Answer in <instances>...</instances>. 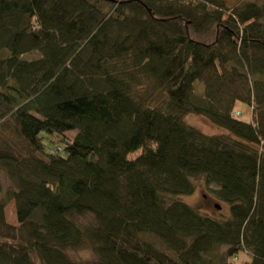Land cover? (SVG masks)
Instances as JSON below:
<instances>
[{
	"label": "trees",
	"instance_id": "trees-1",
	"mask_svg": "<svg viewBox=\"0 0 264 264\" xmlns=\"http://www.w3.org/2000/svg\"><path fill=\"white\" fill-rule=\"evenodd\" d=\"M0 171V264H264V0H0Z\"/></svg>",
	"mask_w": 264,
	"mask_h": 264
},
{
	"label": "rangeland",
	"instance_id": "rangeland-1",
	"mask_svg": "<svg viewBox=\"0 0 264 264\" xmlns=\"http://www.w3.org/2000/svg\"><path fill=\"white\" fill-rule=\"evenodd\" d=\"M246 1H252V0H218V2L222 3L226 7H233L235 5L243 4V2ZM254 1V0H253ZM33 57V54H26L24 56L25 59H31ZM35 57V56H34ZM196 86V94H200L202 92V87L200 83ZM234 110H237L240 114L238 115V118L241 121L248 122L250 120V107L247 104L239 103L237 102L235 104ZM183 122L191 127H194L198 130H200L202 133L207 135H213V134H222L224 133V130L220 127L210 123L206 118L194 115V114H187L183 116ZM0 183L2 185V192L1 197L5 201V220L8 223L16 224V217H15V210H14V204L12 200H7L6 197V189L9 185L7 179L4 177L3 173L0 171ZM204 196V197H203ZM181 200L189 205L190 207L206 214H210L214 217H221L224 215H228L229 213V206L226 204H223L221 202H218L213 195L211 194L210 190L207 189L202 183L198 182L197 185H195L194 192L189 196H182ZM216 206H219V208H216ZM90 218H84L82 222H89ZM225 251V247H219L214 251V257L218 259L220 256L223 255V252ZM71 258L76 261L77 263L91 261L94 259V255L90 250H79L77 252H70L69 253ZM239 261H245L247 259V256L245 254H242V256L239 258Z\"/></svg>",
	"mask_w": 264,
	"mask_h": 264
},
{
	"label": "water",
	"instance_id": "water-1",
	"mask_svg": "<svg viewBox=\"0 0 264 264\" xmlns=\"http://www.w3.org/2000/svg\"><path fill=\"white\" fill-rule=\"evenodd\" d=\"M216 208H219V206H216Z\"/></svg>",
	"mask_w": 264,
	"mask_h": 264
},
{
	"label": "built area",
	"instance_id": "built-area-1",
	"mask_svg": "<svg viewBox=\"0 0 264 264\" xmlns=\"http://www.w3.org/2000/svg\"><path fill=\"white\" fill-rule=\"evenodd\" d=\"M238 114V113H237Z\"/></svg>",
	"mask_w": 264,
	"mask_h": 264
}]
</instances>
